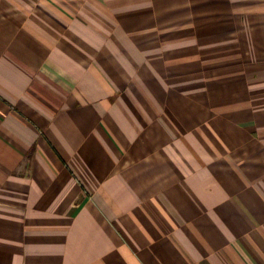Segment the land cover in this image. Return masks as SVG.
<instances>
[{
	"label": "crops",
	"instance_id": "obj_1",
	"mask_svg": "<svg viewBox=\"0 0 264 264\" xmlns=\"http://www.w3.org/2000/svg\"><path fill=\"white\" fill-rule=\"evenodd\" d=\"M0 264H264V0H0Z\"/></svg>",
	"mask_w": 264,
	"mask_h": 264
},
{
	"label": "rangeland",
	"instance_id": "obj_2",
	"mask_svg": "<svg viewBox=\"0 0 264 264\" xmlns=\"http://www.w3.org/2000/svg\"><path fill=\"white\" fill-rule=\"evenodd\" d=\"M147 40H152V33H147Z\"/></svg>",
	"mask_w": 264,
	"mask_h": 264
}]
</instances>
